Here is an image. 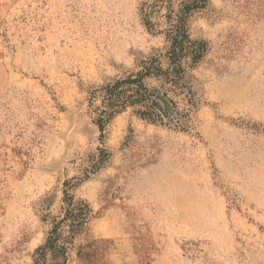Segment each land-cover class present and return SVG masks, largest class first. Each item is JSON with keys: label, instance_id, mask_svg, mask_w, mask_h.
<instances>
[{"label": "rangeland", "instance_id": "rangeland-1", "mask_svg": "<svg viewBox=\"0 0 264 264\" xmlns=\"http://www.w3.org/2000/svg\"><path fill=\"white\" fill-rule=\"evenodd\" d=\"M142 1L0 0V264H32L65 190L92 210L69 264H264V0H209L182 71ZM144 63L185 127L129 108L102 134L91 93Z\"/></svg>", "mask_w": 264, "mask_h": 264}, {"label": "trees", "instance_id": "trees-1", "mask_svg": "<svg viewBox=\"0 0 264 264\" xmlns=\"http://www.w3.org/2000/svg\"><path fill=\"white\" fill-rule=\"evenodd\" d=\"M209 0H144L139 11L145 28L164 34L170 42L168 53L171 64L180 68L185 61L197 64L207 52V44L193 41L189 21L205 9ZM144 70L136 76L121 79L91 93L90 108L96 115L95 124L104 134L106 126L119 114L131 108L141 119L183 129L187 113L169 96L179 88L182 79H161L160 88H149L145 78L160 74L153 64L144 63ZM69 183L65 184L68 187ZM92 216L90 206L65 190L59 216L52 217L51 230L44 245L35 250L32 264H69L74 252L80 256L82 246L77 240L86 231Z\"/></svg>", "mask_w": 264, "mask_h": 264}]
</instances>
